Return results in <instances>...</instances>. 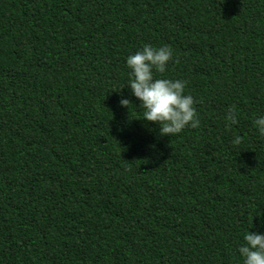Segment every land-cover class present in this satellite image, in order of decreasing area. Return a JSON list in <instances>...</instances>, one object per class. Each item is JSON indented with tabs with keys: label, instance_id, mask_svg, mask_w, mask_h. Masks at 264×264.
Returning <instances> with one entry per match:
<instances>
[{
	"label": "trees",
	"instance_id": "16d2710c",
	"mask_svg": "<svg viewBox=\"0 0 264 264\" xmlns=\"http://www.w3.org/2000/svg\"><path fill=\"white\" fill-rule=\"evenodd\" d=\"M145 43L198 127L161 136L120 88ZM261 113L264 0H0V264H242Z\"/></svg>",
	"mask_w": 264,
	"mask_h": 264
},
{
	"label": "clouds",
	"instance_id": "9594fccd",
	"mask_svg": "<svg viewBox=\"0 0 264 264\" xmlns=\"http://www.w3.org/2000/svg\"><path fill=\"white\" fill-rule=\"evenodd\" d=\"M172 55V49L166 44H143L125 57L128 79L126 84L120 87L127 85L131 95L138 99L139 106L143 109L141 119L156 123L159 126V134L169 137L181 132L185 127L196 128L200 124L193 97L185 92L186 81L157 75L165 73ZM118 103L127 109L129 104H132L128 98H121ZM224 120L236 123V114L231 106L228 107ZM252 123L259 134L264 136V113L255 116ZM225 126H228L227 123ZM240 140V136H234L231 142L238 144ZM252 227L251 224L249 228ZM248 229L236 251L242 264H264V231Z\"/></svg>",
	"mask_w": 264,
	"mask_h": 264
}]
</instances>
